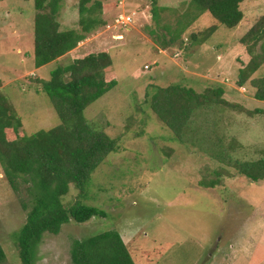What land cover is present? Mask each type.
I'll use <instances>...</instances> for the list:
<instances>
[{
    "label": "rangeland",
    "instance_id": "obj_1",
    "mask_svg": "<svg viewBox=\"0 0 264 264\" xmlns=\"http://www.w3.org/2000/svg\"><path fill=\"white\" fill-rule=\"evenodd\" d=\"M98 1L103 8H98L96 15L102 12L106 25L78 45L76 56L110 51L113 72L106 79H117L118 84L93 103L85 116L98 129L120 136L119 152L92 174L87 196L80 197L74 188L63 202L66 206L81 202L99 207L107 217L84 224L70 222L58 235L45 234L34 264H72L74 241L111 230L120 233L140 264H264V181L252 183L232 165L224 173L221 170L224 176L213 175L222 166L220 160L232 159L234 163L235 159L263 158L264 115L237 110L216 114L214 107L196 111L192 119L199 128L188 129L191 133L183 141L187 143L184 148L159 121L145 97L147 90L154 92V84L182 85L199 93L221 86L227 101L252 112L264 109V103L256 102V90L250 84L253 79L243 88L236 85L240 69L251 58L240 40L256 16L264 15V0H247L241 5L245 18L237 28L220 26L206 42L193 44V34H202L214 24L210 14L203 15L181 36L190 48L178 52L177 41L170 43L173 36L167 28H175L184 10L180 7L191 0H156L161 10L158 21L152 18L154 0H92L89 6ZM79 3L61 0V31L79 28ZM122 13L132 15L133 23L114 28ZM36 14L34 0H0V89L21 116L27 135L61 123L50 98L35 87L75 56L67 54L34 68ZM165 42L167 49L163 48ZM259 75H264V67ZM134 98L137 101L133 103ZM200 136L205 148L210 145L218 153L223 144L226 154L219 160L209 152L201 153L205 149L197 151L191 140ZM30 210L26 186L19 184V190H14L0 166L3 264H21L13 234L26 222Z\"/></svg>",
    "mask_w": 264,
    "mask_h": 264
},
{
    "label": "trees",
    "instance_id": "obj_2",
    "mask_svg": "<svg viewBox=\"0 0 264 264\" xmlns=\"http://www.w3.org/2000/svg\"><path fill=\"white\" fill-rule=\"evenodd\" d=\"M245 1L247 0H191L180 7L184 10L182 15H178L175 28H167L173 36L170 43L177 41V52L190 48V45L181 41V36L207 13L212 16L214 24L202 34H193V44L206 42L220 26L237 28L245 18L241 10ZM60 2L61 0H34L37 14L32 58L37 70L67 54H71V58L75 55L70 64L58 65L47 81L35 87L37 92L42 91L50 98L61 123L27 135L21 116L9 97L0 89V166L14 190H19V184L26 186L31 203L26 222L13 234L21 264H34L36 249L45 234L58 235L63 225L70 222L84 224L96 217H107L106 212L99 207L81 202L66 206L63 200L74 188L80 191V197L87 196L92 174L109 156L119 152L120 136L113 137L98 129L96 123L85 116L86 110L93 103L118 84L117 79H106L113 72L110 51L102 49L76 56L78 45L93 31L106 25L101 17L102 12L96 15L97 9L103 8V4L98 1L89 6L92 0H80L79 28L61 31L58 21ZM151 11L152 18L158 21L161 10L156 0L153 1ZM240 43L245 46L251 58L245 68L242 66L240 69L236 85L243 88L253 79L250 84L256 90L254 96L256 100L264 102V75L257 76L258 71L264 67V15L256 16L251 29ZM167 44L165 42L163 48L167 49ZM180 55L181 53L178 54ZM151 86L154 92L147 90L146 102L184 148L187 146L183 142L185 138L192 131H198L194 127L199 128L192 119L196 111L214 107L216 114L237 110L240 113L264 115V109L252 112L245 106L227 101L224 98L225 88L221 86L200 93L182 85ZM136 101L134 98L133 103ZM143 121L140 118L139 122ZM218 122L211 125V128ZM130 126L131 124L127 125L126 129L130 130ZM201 138L191 140L197 151L205 149L201 153L209 152L210 157L219 160L226 154L221 149L223 144L216 153L210 145L205 148ZM220 161L222 166L214 170L213 175L224 176L221 170L224 173L232 165L252 182L264 180V156L258 161ZM70 253L72 264H140L120 233L115 230L74 241ZM5 260L6 253L0 241V264Z\"/></svg>",
    "mask_w": 264,
    "mask_h": 264
},
{
    "label": "built area",
    "instance_id": "obj_3",
    "mask_svg": "<svg viewBox=\"0 0 264 264\" xmlns=\"http://www.w3.org/2000/svg\"><path fill=\"white\" fill-rule=\"evenodd\" d=\"M114 28H126L127 26L131 25L133 23V16L132 15H126V14H119L115 21H114ZM111 25H108V28H111ZM178 56V54H177Z\"/></svg>",
    "mask_w": 264,
    "mask_h": 264
},
{
    "label": "crops",
    "instance_id": "obj_4",
    "mask_svg": "<svg viewBox=\"0 0 264 264\" xmlns=\"http://www.w3.org/2000/svg\"><path fill=\"white\" fill-rule=\"evenodd\" d=\"M256 102H259V103H261V104L264 103V102H261V101H258V100H256ZM262 181H264V180H261L260 183H261ZM252 183H253V182H252Z\"/></svg>",
    "mask_w": 264,
    "mask_h": 264
}]
</instances>
